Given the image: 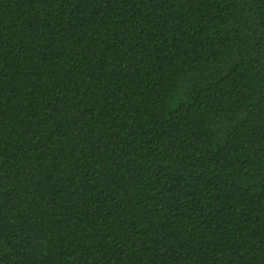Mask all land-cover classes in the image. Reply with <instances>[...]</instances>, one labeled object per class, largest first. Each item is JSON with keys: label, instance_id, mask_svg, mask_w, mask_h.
I'll use <instances>...</instances> for the list:
<instances>
[{"label": "trees", "instance_id": "trees-1", "mask_svg": "<svg viewBox=\"0 0 264 264\" xmlns=\"http://www.w3.org/2000/svg\"><path fill=\"white\" fill-rule=\"evenodd\" d=\"M0 264H264V0H0Z\"/></svg>", "mask_w": 264, "mask_h": 264}]
</instances>
